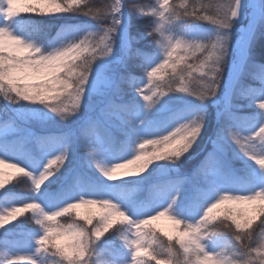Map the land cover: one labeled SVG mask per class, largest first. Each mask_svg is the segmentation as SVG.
<instances>
[{"label": "snow or ice", "instance_id": "6c2138e0", "mask_svg": "<svg viewBox=\"0 0 264 264\" xmlns=\"http://www.w3.org/2000/svg\"><path fill=\"white\" fill-rule=\"evenodd\" d=\"M23 2L0 0V94L16 122L0 124V166L14 170L0 167V189L20 173L30 195L0 191V228L24 210L38 228L33 252L10 253L7 264H121L97 255L117 218L123 264H264V232L257 239L249 230L256 214L264 216V63L254 59L264 40V0L201 7L188 0L150 7L114 0L102 9L88 0ZM22 12L83 16L97 22L96 30L65 23L44 43L25 30ZM134 18H150L151 27L142 30ZM233 32H239L235 41ZM146 37L154 38V51L138 46ZM138 69L146 79L134 75ZM185 96L199 101L195 114L178 103ZM209 104L216 107L211 136ZM57 121L75 127L49 134L20 127ZM206 136L212 150L191 176H181ZM149 144L164 151L149 154ZM154 160L161 163L147 175L124 183H107L94 172L116 181L120 170L135 166L124 173L133 176ZM153 177L165 179L149 183ZM133 185H148L143 201ZM225 203L247 207L228 208L220 218L214 212ZM82 207L101 210L96 223L92 214L76 212ZM72 213L71 222H58ZM162 217L172 229L161 235L148 226ZM225 230L232 248L212 251L210 240Z\"/></svg>", "mask_w": 264, "mask_h": 264}, {"label": "trees", "instance_id": "16d2710c", "mask_svg": "<svg viewBox=\"0 0 264 264\" xmlns=\"http://www.w3.org/2000/svg\"><path fill=\"white\" fill-rule=\"evenodd\" d=\"M88 2L95 7L102 9L106 4L113 3L114 0H88ZM128 2L150 7L152 5H155L157 3V0H128ZM181 2L182 0H170V3H175L176 5H179ZM222 2L223 0H188L189 5L195 3L197 7L211 6ZM213 10H214L213 8H209V11H213ZM201 14H204L203 11H201ZM68 15L69 14L56 13L52 15L41 16L37 13H28V12L21 13V16L24 17L25 30L32 32V35L35 38L41 40L44 43L50 42L52 38L56 36L57 30L60 27V25L65 23H74V24L88 23L93 26L92 30H96V25H97L96 21L83 16L66 17ZM143 19L144 20H140L139 18H134L133 21L134 25L141 28L142 30L146 29L147 26L150 28L151 19L150 18H143ZM200 23L205 28L211 27L210 25L207 24V22H200ZM36 25L45 26L44 27L45 32L36 33L35 32ZM83 35L84 34H81L80 38H83ZM238 36H239V32H233L231 39L235 41L238 38ZM145 44L149 46L148 48L149 51L155 50L156 46L154 44L153 37H146L145 41L138 46L144 47ZM195 59H196L195 57L191 59H186L184 62L180 64V66L183 67L186 63H193ZM254 59L258 63H264V40L257 42V45L254 49ZM170 72H171V68L165 70V76H164L165 80L169 79L167 73ZM134 75H138L139 78L146 79V77L143 74V69H138L137 73H135ZM145 87H147V85H145ZM181 95H186V94H181ZM24 103L27 104L28 102H24ZM142 103H147V102L142 101ZM178 103L180 104L181 107H186V109L192 114H195V112L199 108V101L191 97H186V96L181 97ZM5 105H7V101H4L2 94H0V124L8 123L10 126H15L16 122L11 119L12 114L10 111L6 110ZM207 110L209 114L207 136H211L216 127V107L212 104H209L207 106ZM244 111H248V109H245ZM20 127L30 128L32 132H35L37 134H49V133H59L62 131H68L69 129L74 128L75 125L63 121H57V123L55 124L50 123L47 126H43V127L40 125L38 128H33L30 127L29 125H20ZM114 134L117 136L118 139L122 138L119 132H115ZM207 136L200 143V145L194 150L196 154L195 158L193 160L186 162L180 169L181 176H191V172L198 165L199 161L203 159L204 155H206L208 151L212 150V145L208 143ZM233 147H235V145H233ZM144 151L148 152L149 154L155 152L157 155H159L161 152L164 151V149L161 148L158 150L156 147L149 144L145 146ZM9 163H11V161H9ZM157 163H161V161L154 160L153 163L149 165V168L146 171L138 172L133 176L125 175L123 177L117 178L116 181H107V178L102 177L98 173V171H96V169H94V172L96 175L100 176L107 183H124L129 179H140L143 176L147 175L148 171H151V168L154 167L155 164ZM252 163L255 162L252 161ZM65 166H67V162H65ZM53 167H56V165H54ZM73 167L74 168L78 167V163H74ZM257 167L259 166L257 165ZM61 171H63V169H61ZM6 172H10V171H6ZM128 172H135V166H129L127 173ZM15 175H16V179H13L8 184H6L5 189L13 188L12 190L21 197L29 196L30 194L27 193V190L26 189L24 190V188L22 187L23 184L18 182L22 174L16 173ZM54 178L55 177H51L50 179H54ZM170 178H175V174H173L172 177ZM157 179H165V178L153 177V181H150L149 183L154 182ZM45 183L47 184L48 181H46ZM147 187L148 185H141V186L133 185L130 186V191L135 196H137L141 201H143L147 197ZM5 189H0V191H3ZM17 206L22 207V205L20 204H18ZM240 207H247V206L236 205L234 203H225L219 209H216L214 214L219 215L220 218H223L222 214L226 209L228 208L238 209ZM100 211L101 210L98 207H92V208L82 207L76 210V212H78L82 217L92 214L94 217L93 223H96V221L99 219ZM31 216H32L31 210L20 211L16 214L15 217L11 219H6L4 226L0 228V260H3L4 264H7V261L4 258L10 253L26 254L33 252L34 250L33 236L36 235L35 229L38 228V226L35 225L34 221L31 219ZM75 216L76 213H72L71 217L58 218V222L61 224L65 223L66 220L68 222H71V218H75ZM262 219H264V216H260L259 214H256V218L252 221V228L249 229L255 231L257 239H260L261 233L264 232V229L260 228V221ZM78 222L84 223L85 221L78 220ZM121 226H122L121 218H117V222L113 225L112 228L109 229V232L105 234L104 237L105 240L101 241L97 247V255L99 257V260L120 261L121 264H123V261L126 258V250L122 247V243H121L122 240L120 241L119 239L121 233L117 232V230ZM148 227L156 229L158 231V234L162 235L163 233L171 232L172 223L167 217H162L157 221H153V223ZM60 243L64 244L66 243V241H60ZM233 244L234 241L232 237L229 234H227L226 230L224 235L213 237L209 242V246L212 249V251L231 249ZM97 264H99V262H97Z\"/></svg>", "mask_w": 264, "mask_h": 264}, {"label": "rangeland", "instance_id": "374dc122", "mask_svg": "<svg viewBox=\"0 0 264 264\" xmlns=\"http://www.w3.org/2000/svg\"><path fill=\"white\" fill-rule=\"evenodd\" d=\"M17 6H18V7H23V6H24V2H23V0H19V3H18ZM23 13H24V12H23ZM28 125H29L30 127H33V128H38V127L40 126V124H38V123H32V124H28ZM121 162H124V161H121ZM7 163H9V162H7ZM0 167H4V170H6V171H14V170H12V169H10V168H7V167H5V166H0ZM128 168H129V167H128ZM128 168L120 170V171L117 173V178H120V177L125 176L124 173H127ZM96 171H98V173L102 176V173H100L98 169H96ZM102 177H103V176H102ZM22 187H23L24 190H25V187H24L23 185H22Z\"/></svg>", "mask_w": 264, "mask_h": 264}, {"label": "clouds", "instance_id": "9594fccd", "mask_svg": "<svg viewBox=\"0 0 264 264\" xmlns=\"http://www.w3.org/2000/svg\"><path fill=\"white\" fill-rule=\"evenodd\" d=\"M262 211H264V209H262Z\"/></svg>", "mask_w": 264, "mask_h": 264}]
</instances>
